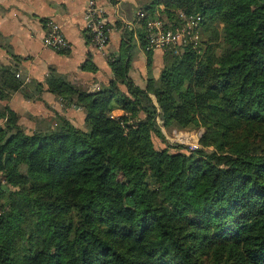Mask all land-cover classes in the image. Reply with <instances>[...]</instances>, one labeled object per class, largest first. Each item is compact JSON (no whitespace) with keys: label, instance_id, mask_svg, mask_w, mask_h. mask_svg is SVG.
<instances>
[{"label":"trees","instance_id":"1","mask_svg":"<svg viewBox=\"0 0 264 264\" xmlns=\"http://www.w3.org/2000/svg\"><path fill=\"white\" fill-rule=\"evenodd\" d=\"M157 7L201 23L143 89L128 52L93 92L53 71L25 87L3 72L0 101L44 87L83 127L54 114L25 133L0 107V264H264V0H153L142 50ZM160 125L200 129L201 148L155 150Z\"/></svg>","mask_w":264,"mask_h":264},{"label":"crops","instance_id":"2","mask_svg":"<svg viewBox=\"0 0 264 264\" xmlns=\"http://www.w3.org/2000/svg\"><path fill=\"white\" fill-rule=\"evenodd\" d=\"M86 1L0 0V85L3 72L8 70L22 80L28 79L21 87L31 82L42 84L53 71L71 85L92 92L111 79L109 58L123 57L126 52L129 54L127 76L135 86L143 89L148 77L156 79L162 67L163 52L154 50L149 56L145 54L138 37L142 28L134 16L153 0H94L105 14L108 29L106 45L100 50L91 46L84 29ZM154 10L158 12L159 7ZM48 23L56 24L68 42L65 53L43 46ZM4 106L16 114L20 127L26 120L48 123L54 114L71 121L69 113H78L77 108L63 110L56 97L44 87L38 100H27L19 90L14 91L0 101V107ZM120 114V111L112 113L113 116ZM78 119L77 126H83V115H78Z\"/></svg>","mask_w":264,"mask_h":264},{"label":"built area","instance_id":"3","mask_svg":"<svg viewBox=\"0 0 264 264\" xmlns=\"http://www.w3.org/2000/svg\"><path fill=\"white\" fill-rule=\"evenodd\" d=\"M136 21L144 18L143 11L138 10L134 14ZM84 29L88 36L89 43L95 49H102L107 42V25L105 22V14L103 10L96 5L94 0H87L83 7ZM201 19L198 15L184 14L176 12L175 18L168 20L165 16L157 11L150 18L144 20L143 33L146 51H164L170 46L185 47L187 45H195L198 40V28ZM43 46L53 52L65 53L69 44L63 37L60 28L54 23L47 24V31L42 39ZM19 78L18 74L14 75ZM23 83L28 82L27 78H23ZM98 88L92 90L95 91ZM176 139L187 140L189 132L174 130L171 132ZM194 148L197 147L196 139H194ZM191 149V148H190Z\"/></svg>","mask_w":264,"mask_h":264},{"label":"rangeland","instance_id":"4","mask_svg":"<svg viewBox=\"0 0 264 264\" xmlns=\"http://www.w3.org/2000/svg\"><path fill=\"white\" fill-rule=\"evenodd\" d=\"M71 109H69L68 111H70ZM83 115L82 110L78 109V113H69V115L71 116V121L67 120L66 117L65 118L67 121H70V123L72 125H76L75 128L77 129H82L83 126H77L79 124V119H78V115ZM39 122H32V120H26L23 121V125H21V129L25 132V133H29L32 130V126H37ZM158 130L160 132V135H157L156 133H152L150 135V141L152 143V146L155 150H164L167 153H175V152H180L183 154H188L191 151L194 150H198L201 148V146L199 145L198 142V138H199V134L201 133L200 129H195L192 131H185V130H181V131H185V132H189V137L187 138V140H179V139H175L173 137V135L171 134L172 131H174L175 129L169 128V127H163V126H158ZM196 139V144L197 147L194 148L192 145H194V142ZM260 141L256 140L254 142V149L257 150V152H259L260 150ZM191 148V149H190ZM207 151H210L211 148H207L205 149Z\"/></svg>","mask_w":264,"mask_h":264}]
</instances>
